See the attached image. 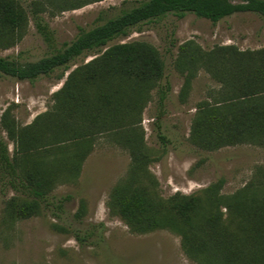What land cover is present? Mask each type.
<instances>
[{
    "label": "trees",
    "instance_id": "obj_1",
    "mask_svg": "<svg viewBox=\"0 0 264 264\" xmlns=\"http://www.w3.org/2000/svg\"><path fill=\"white\" fill-rule=\"evenodd\" d=\"M103 0H0V49L19 43L30 17L51 52L21 63L0 56V74L35 81L57 71L62 80L71 64L86 53L90 61L70 71L54 94L51 110L20 126L6 112L1 120L9 143L0 135V177L15 194L5 213L13 220L39 215L58 184L77 178L97 140L111 138L131 157L128 177L108 199L110 212L134 233L169 230L181 239L185 255L197 264H264V169L233 194L221 193L224 180L186 195H159L148 167L153 156L145 141L142 114L157 89L163 105L169 89L160 51L145 41L107 44L143 24L169 14H187L217 23L238 12L264 19V0H147L122 10L114 18L81 29L78 36L56 49L44 15L76 10ZM176 68L186 73L185 97L192 78L204 70L219 85L196 107L190 142L199 150L254 145L264 148V48L240 50L234 45L204 51L194 41L179 48ZM165 140V138H162ZM83 216L81 207L75 214Z\"/></svg>",
    "mask_w": 264,
    "mask_h": 264
},
{
    "label": "rangeland",
    "instance_id": "obj_2",
    "mask_svg": "<svg viewBox=\"0 0 264 264\" xmlns=\"http://www.w3.org/2000/svg\"><path fill=\"white\" fill-rule=\"evenodd\" d=\"M29 0H23L27 5ZM147 0H103L76 10L44 15L53 31L55 47L70 44L80 30H90L122 10ZM145 41L154 45L165 61V80L169 89L163 105L158 90L142 114L145 141L157 161L148 167L159 195H191L220 179L221 193L233 194L248 184L258 170L264 169V148L254 145L225 147L207 152L190 142L192 120L197 105L219 85L204 70L196 72L190 87L181 97L186 73L176 68L180 46L194 41L204 51L215 46L234 45L240 50L264 48V19L253 12H238L217 23L187 14H169L132 29L125 37L110 41L106 48L126 42ZM51 52L30 17L23 39L3 50L1 57L21 63L37 61ZM86 53L71 64L62 80L57 71L31 82L0 74V135L13 145L1 125L8 112L20 126L52 109L54 94L67 75L95 57ZM162 138H165L163 140ZM131 167L129 152L102 137L84 161L80 175L58 184L42 212L30 219L13 220L5 213V202L15 192L0 177V264H197L182 250L181 239L169 230L138 234L108 208L112 189L126 179ZM83 208L80 219L75 214Z\"/></svg>",
    "mask_w": 264,
    "mask_h": 264
}]
</instances>
